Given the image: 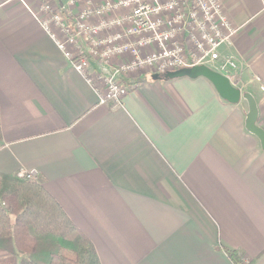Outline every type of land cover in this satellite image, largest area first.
I'll return each instance as SVG.
<instances>
[{"label": "crops", "instance_id": "obj_1", "mask_svg": "<svg viewBox=\"0 0 264 264\" xmlns=\"http://www.w3.org/2000/svg\"><path fill=\"white\" fill-rule=\"evenodd\" d=\"M219 1L237 29L219 53L238 63L229 79L239 100L202 75L145 69L120 75L129 93L117 105L100 102L43 27L46 3L80 4L0 0V173L35 172L101 264H234L221 246L264 264V151L244 98L255 97L264 128L253 80L264 85V5ZM90 68L111 73L95 60Z\"/></svg>", "mask_w": 264, "mask_h": 264}, {"label": "built area", "instance_id": "obj_2", "mask_svg": "<svg viewBox=\"0 0 264 264\" xmlns=\"http://www.w3.org/2000/svg\"><path fill=\"white\" fill-rule=\"evenodd\" d=\"M84 8L61 12L42 6L45 31L73 67L100 95V102L122 104L129 88L120 75L140 69L165 74L195 65L217 64L232 79L238 63L221 56L237 29L219 0H75ZM264 5V0H263ZM148 50V51H147ZM95 60L111 69L108 75L91 71ZM262 90L260 76L253 77ZM21 171L20 177L33 179Z\"/></svg>", "mask_w": 264, "mask_h": 264}, {"label": "trees", "instance_id": "obj_3", "mask_svg": "<svg viewBox=\"0 0 264 264\" xmlns=\"http://www.w3.org/2000/svg\"><path fill=\"white\" fill-rule=\"evenodd\" d=\"M219 248L234 264H250L239 250ZM0 252L9 255L0 264H101L91 239L45 187L18 174L0 173Z\"/></svg>", "mask_w": 264, "mask_h": 264}, {"label": "water", "instance_id": "obj_4", "mask_svg": "<svg viewBox=\"0 0 264 264\" xmlns=\"http://www.w3.org/2000/svg\"><path fill=\"white\" fill-rule=\"evenodd\" d=\"M169 77H178V76H205L213 82V84L218 89L219 93L227 98L230 101L236 102L241 97V92L239 89L234 88L230 83V79L212 69L206 65H195L192 67L181 68L176 71H170L165 73ZM157 76H161L157 74ZM244 98L249 104V112L246 119L247 129L256 135L260 140L262 150L264 151V128L257 124L259 117V108L255 97L250 93H245Z\"/></svg>", "mask_w": 264, "mask_h": 264}, {"label": "rangeland", "instance_id": "obj_5", "mask_svg": "<svg viewBox=\"0 0 264 264\" xmlns=\"http://www.w3.org/2000/svg\"><path fill=\"white\" fill-rule=\"evenodd\" d=\"M80 3H77V5H79ZM80 7H79V10L78 11H72V10H68V11H72V13L73 14H78L83 8H84V5L82 4H80L79 5ZM97 62V61H96ZM99 63V62H98ZM100 64V63H99ZM142 70H145V69H140V70H137V71H133V72H126V74H129V73H138L139 71H142Z\"/></svg>", "mask_w": 264, "mask_h": 264}]
</instances>
